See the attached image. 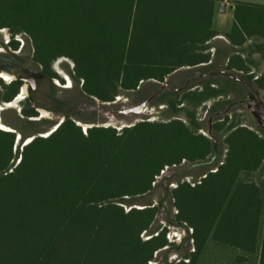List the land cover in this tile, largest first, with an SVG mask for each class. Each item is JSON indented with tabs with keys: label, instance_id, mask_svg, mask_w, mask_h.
I'll return each mask as SVG.
<instances>
[{
	"label": "trees",
	"instance_id": "16d2710c",
	"mask_svg": "<svg viewBox=\"0 0 264 264\" xmlns=\"http://www.w3.org/2000/svg\"><path fill=\"white\" fill-rule=\"evenodd\" d=\"M79 1L86 10H65L63 5H78L69 0H0V28L16 25L27 32L34 59L49 77L57 76L52 59H73L83 90L102 101L113 100L119 87L135 89L146 78L163 81L181 65L208 60L188 50L184 62L166 63L163 48L134 40L133 11L140 0ZM240 5L246 10L237 8L229 37L235 42L239 34L241 44L252 30L264 34V5ZM11 45L17 48L18 41ZM227 67L248 69L240 56ZM256 82L264 89V75ZM22 84L0 77L6 88L0 102L12 101ZM22 112L39 116L36 105ZM225 123L213 128L222 130ZM15 142V132L0 128V264H148L153 252L167 244L164 233L140 237L156 208L125 212L111 201L146 192L165 165L182 158L202 160L213 148L208 137L181 119L141 121L121 133L93 126L84 133L67 117L48 136L23 145L9 171ZM225 142L227 156L216 172L195 186L182 182L173 189L178 218L191 225L196 245L194 257L178 264H197L209 239L242 249L251 264H264V190L241 177L264 161V137L235 124Z\"/></svg>",
	"mask_w": 264,
	"mask_h": 264
},
{
	"label": "rangeland",
	"instance_id": "374dc122",
	"mask_svg": "<svg viewBox=\"0 0 264 264\" xmlns=\"http://www.w3.org/2000/svg\"><path fill=\"white\" fill-rule=\"evenodd\" d=\"M69 1H77L78 5H63L65 10H86L79 0ZM198 8L193 0H140L133 11V39L140 37L143 39L141 44L163 48L166 63L184 62L185 53L190 49L174 48L178 42L170 40L171 30L183 19L190 20ZM240 10L246 8L240 7ZM253 10L262 11L256 7ZM3 28L6 30L0 31V70L14 73L16 79L23 80L22 86L24 79L34 80V83H29L27 96L15 102L18 94L13 101L15 104L5 106L7 108L1 111L2 120L22 134L20 142H15L9 171L20 160L25 138L48 136L67 117L84 133L93 126H110L121 133L124 127L141 121L181 119L192 131L212 141V151L206 158L195 161L182 158L176 167L165 165L154 176L149 190L111 201L122 206L125 212L131 208H156L154 219L140 237L147 240L164 233L167 244L153 252L148 264H178L180 260L187 262L192 259L196 249L193 228L186 221L179 220L173 189L182 182L191 186L190 182L198 184L225 162L228 151L225 136L231 125L247 126L264 137V125L253 111L264 104V89L259 88L256 82L264 75V34L252 30L253 34L247 36L249 39L241 47L223 46L216 41V57L212 64L202 67L181 65L167 74L163 81L142 79L137 88L127 90L119 87L113 100L102 101L83 90V80L76 77L73 59L68 56L52 59L51 69L57 76L49 77L43 73L41 63L34 59L32 37L16 25ZM163 35L167 37L166 41ZM219 37L224 38L223 35ZM12 41H18L17 48L11 45ZM234 56H240L248 69H228L227 65ZM0 77L5 83L11 82L1 74ZM5 91L6 88L0 85L1 96ZM254 94L260 96V102L255 101ZM34 105L39 110L40 107L49 110L52 116L38 119L41 111L39 116H25L23 107ZM79 119L90 126L78 124ZM223 122L226 123L222 130L213 128L215 123ZM241 177L254 181L264 190V161L256 171L243 173ZM250 257L234 245L209 239L203 253L198 256L197 264H251Z\"/></svg>",
	"mask_w": 264,
	"mask_h": 264
},
{
	"label": "crops",
	"instance_id": "0c3cea01",
	"mask_svg": "<svg viewBox=\"0 0 264 264\" xmlns=\"http://www.w3.org/2000/svg\"><path fill=\"white\" fill-rule=\"evenodd\" d=\"M199 8L190 20L180 21L177 26L171 31L176 33L171 36V41H177L175 45L177 48L190 49L195 55L207 57L200 59L197 64L189 65L190 67H202L210 65L214 62L215 42L218 41L223 46L230 44V46L241 47L245 42L239 43L240 35H234L237 39L235 42L231 41L229 34H232L233 25L236 22V10L242 7L240 3H252L257 5H264V0H193ZM225 3L222 8L221 4ZM187 22V23H185ZM223 35L224 38L219 37ZM165 41H166V37ZM249 38L246 36V40ZM245 40V41H246ZM225 42V43H224ZM199 49V50H198Z\"/></svg>",
	"mask_w": 264,
	"mask_h": 264
},
{
	"label": "bare ground",
	"instance_id": "6f19581e",
	"mask_svg": "<svg viewBox=\"0 0 264 264\" xmlns=\"http://www.w3.org/2000/svg\"><path fill=\"white\" fill-rule=\"evenodd\" d=\"M1 29H2V30H0V31H2V32H5V30H6L5 28H1ZM1 46H2V45H1ZM61 72H62V71H61ZM1 75H2L3 78L7 79L8 81H12V80L16 79V75H15L14 73H11V72H9V71H7V70H5V69H3V70L1 71ZM67 78L69 79V81H71V79H70L68 76H67ZM25 82H28V83H29L28 80H25ZM28 83H25V85L22 87V89H21V93L19 94V96L17 97V99H16L15 102L19 101L20 99L24 98L25 96H27V95L29 94V84H28ZM15 102H13V100H12V102H8V104H7L6 106L14 105ZM3 107H4V106H1V105H0V127L3 128L4 130H14V129H12L10 126H8V125L2 120V118H1V111L3 110ZM40 111H41V116L38 117V119H39V118H45V117H51V116H52V113H51L49 110L45 109V108H41V107H40ZM61 120H62V119H61ZM77 122H78V124L83 125V126H85V127L90 126V124L84 123V122H82L80 119H79ZM89 123H90V122H89ZM30 138H31V137H29V139H30ZM21 139H22V137H21L20 134H19V137H18L17 143H19ZM27 142H28V141H27Z\"/></svg>",
	"mask_w": 264,
	"mask_h": 264
},
{
	"label": "water",
	"instance_id": "95a60500",
	"mask_svg": "<svg viewBox=\"0 0 264 264\" xmlns=\"http://www.w3.org/2000/svg\"><path fill=\"white\" fill-rule=\"evenodd\" d=\"M225 6V3L223 2L222 4H221V7L223 8ZM25 80H28L29 81V83H34V80L33 79H24V81ZM20 92H21V89H20ZM17 97V96H16ZM15 97V98H16ZM15 98L13 99V101L15 100ZM8 102H11V101H8ZM8 102H2V106H4L3 107V109H5V108H7V107H5L6 106V104L8 103ZM264 105V104H263ZM260 106V107H258V108H255V109H253V111H254V114H255V116L257 117V119L264 125V106ZM37 110L40 112V110L37 108ZM32 119V118H31ZM1 128V127H0ZM10 131H12V132H15L16 133V142H17V140H18V137H19V132H17L16 130H10ZM20 136L22 137V134H20ZM36 136L35 135H33V136H31V138L29 139V137L28 138H25L24 139V143L25 144H27V143H29L32 139H34ZM28 141V142H27Z\"/></svg>",
	"mask_w": 264,
	"mask_h": 264
},
{
	"label": "built area",
	"instance_id": "2783aa9c",
	"mask_svg": "<svg viewBox=\"0 0 264 264\" xmlns=\"http://www.w3.org/2000/svg\"><path fill=\"white\" fill-rule=\"evenodd\" d=\"M254 99H255V101H257V102H260V96L258 97V95H256V94H254ZM177 165L176 164H173L172 165V167H176ZM218 170V168H216L215 170H212V172H216ZM188 182H190L189 180H188ZM201 181H199V183H200ZM193 186H195V184L196 183H194V182H190Z\"/></svg>",
	"mask_w": 264,
	"mask_h": 264
},
{
	"label": "flooded vegetation",
	"instance_id": "af4514ba",
	"mask_svg": "<svg viewBox=\"0 0 264 264\" xmlns=\"http://www.w3.org/2000/svg\"><path fill=\"white\" fill-rule=\"evenodd\" d=\"M1 71H2V70H0V74H1ZM1 76H2V75H1ZM25 83H28V82H25ZM28 84H29V83H28ZM24 85H25V84H24ZM24 85H23V86H24ZM23 86H22V87H23ZM20 93H21V92H20ZM20 93H19V94H20Z\"/></svg>",
	"mask_w": 264,
	"mask_h": 264
},
{
	"label": "snow or ice",
	"instance_id": "6c2138e0",
	"mask_svg": "<svg viewBox=\"0 0 264 264\" xmlns=\"http://www.w3.org/2000/svg\"><path fill=\"white\" fill-rule=\"evenodd\" d=\"M0 30H2V29H0ZM44 135H48L47 133H44Z\"/></svg>",
	"mask_w": 264,
	"mask_h": 264
}]
</instances>
